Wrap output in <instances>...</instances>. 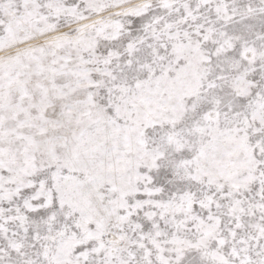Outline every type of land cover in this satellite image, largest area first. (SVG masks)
Segmentation results:
<instances>
[{"label": "snow or ice", "instance_id": "6c2138e0", "mask_svg": "<svg viewBox=\"0 0 264 264\" xmlns=\"http://www.w3.org/2000/svg\"><path fill=\"white\" fill-rule=\"evenodd\" d=\"M0 264H264V0H0Z\"/></svg>", "mask_w": 264, "mask_h": 264}]
</instances>
